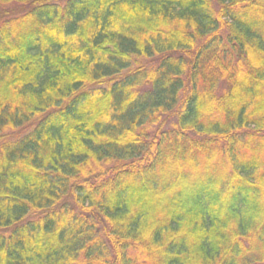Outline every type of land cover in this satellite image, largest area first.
I'll list each match as a JSON object with an SVG mask.
<instances>
[{"label": "trees", "instance_id": "16d2710c", "mask_svg": "<svg viewBox=\"0 0 264 264\" xmlns=\"http://www.w3.org/2000/svg\"><path fill=\"white\" fill-rule=\"evenodd\" d=\"M0 264H264V0H0Z\"/></svg>", "mask_w": 264, "mask_h": 264}]
</instances>
